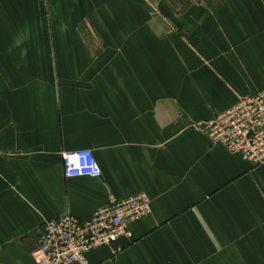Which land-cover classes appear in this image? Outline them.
Listing matches in <instances>:
<instances>
[{
  "label": "crops",
  "instance_id": "0c3cea01",
  "mask_svg": "<svg viewBox=\"0 0 264 264\" xmlns=\"http://www.w3.org/2000/svg\"><path fill=\"white\" fill-rule=\"evenodd\" d=\"M263 89L264 0H0V264L135 195L91 264H264V165L198 128ZM83 149L101 179L64 177Z\"/></svg>",
  "mask_w": 264,
  "mask_h": 264
},
{
  "label": "built area",
  "instance_id": "2783aa9c",
  "mask_svg": "<svg viewBox=\"0 0 264 264\" xmlns=\"http://www.w3.org/2000/svg\"><path fill=\"white\" fill-rule=\"evenodd\" d=\"M213 145L252 165H264V89L254 96L240 98L229 110L198 125ZM66 179H101L103 171L88 149L62 153ZM151 212L146 195L111 199L90 221L67 214L45 221L33 252L35 264H91L89 255L131 238L130 227Z\"/></svg>",
  "mask_w": 264,
  "mask_h": 264
},
{
  "label": "rangeland",
  "instance_id": "374dc122",
  "mask_svg": "<svg viewBox=\"0 0 264 264\" xmlns=\"http://www.w3.org/2000/svg\"><path fill=\"white\" fill-rule=\"evenodd\" d=\"M204 3V2H203ZM48 5V3H46ZM240 262V260H239ZM257 259L256 257H246L242 259V264H257Z\"/></svg>",
  "mask_w": 264,
  "mask_h": 264
}]
</instances>
